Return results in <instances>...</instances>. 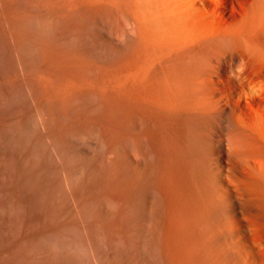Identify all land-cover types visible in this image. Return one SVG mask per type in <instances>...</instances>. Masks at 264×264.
Returning <instances> with one entry per match:
<instances>
[{"label":"bare ground","instance_id":"obj_1","mask_svg":"<svg viewBox=\"0 0 264 264\" xmlns=\"http://www.w3.org/2000/svg\"><path fill=\"white\" fill-rule=\"evenodd\" d=\"M0 264H264V0H0Z\"/></svg>","mask_w":264,"mask_h":264},{"label":"clouds","instance_id":"obj_2","mask_svg":"<svg viewBox=\"0 0 264 264\" xmlns=\"http://www.w3.org/2000/svg\"><path fill=\"white\" fill-rule=\"evenodd\" d=\"M241 63H243L242 60H240L239 64L235 67L234 70L230 71V76H232L234 79H236L238 84L240 83V79H239V76L237 75V73H240L242 71V69L240 68Z\"/></svg>","mask_w":264,"mask_h":264}]
</instances>
